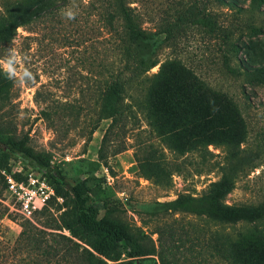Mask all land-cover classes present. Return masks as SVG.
<instances>
[{"label":"rangeland","instance_id":"obj_1","mask_svg":"<svg viewBox=\"0 0 264 264\" xmlns=\"http://www.w3.org/2000/svg\"><path fill=\"white\" fill-rule=\"evenodd\" d=\"M130 2L143 27L156 34L159 45L161 62L148 76L158 74L164 63L180 61L213 88L233 97L240 111L225 109L227 124L221 126L211 139L187 137L181 144L177 134L167 137L150 125L143 109L144 87H140L135 89L139 96L135 114L139 135L137 129L129 131L127 149L110 157V169L97 164L111 118L106 115L92 141L86 144L84 136L89 130L91 115L77 126L71 125L73 117H68L65 119L68 124L55 128L42 113L50 102L75 103L84 94H87V109L99 107L95 105L93 93L100 76L96 75L94 65L97 60L104 59L106 51L116 42L111 39L104 19L90 6V1L78 0L75 20L63 19L60 12L27 29H19L13 46L26 58L24 66L33 71L36 79L24 86L12 81L11 92L0 95V137L4 140L28 137V146L35 154L49 159L52 168L67 177L69 186L85 181L91 188L98 218L106 214L105 202L108 201L117 207L113 213L117 221L134 232L151 236L154 241L158 239L155 230L166 220L177 219L199 229H215L214 224L186 214L159 219L157 214L161 208L158 204L175 200L181 194L196 197L205 194L210 185L222 177L223 167L236 162L246 146L249 152H256L252 164H257L258 168L239 176L236 188L227 197V204L264 201V77L258 73L264 68V3L254 6L251 0ZM187 13H194V18L187 23L179 21V17ZM208 17L212 19V25ZM255 28L262 32H256ZM169 30L172 35L167 38ZM38 92L42 100L47 98L48 101L37 103ZM245 124H248L247 128ZM246 135L249 144L239 145ZM137 141L158 150L162 166L171 175L165 183L157 184L142 176L136 157ZM168 142L183 147L169 149ZM193 145L195 150L186 151ZM3 152L11 153L17 160L22 159L8 146L0 144V161ZM24 164L26 168L34 166L30 162L24 161ZM37 170L45 176L50 171ZM81 204L84 209L87 202L82 200ZM22 222V217L11 213L0 221V240L4 245L15 244ZM178 257L179 264H224L223 260L210 258L206 249L200 246L191 250L181 248ZM134 264L161 262L158 256H151L136 260Z\"/></svg>","mask_w":264,"mask_h":264},{"label":"trees","instance_id":"obj_2","mask_svg":"<svg viewBox=\"0 0 264 264\" xmlns=\"http://www.w3.org/2000/svg\"><path fill=\"white\" fill-rule=\"evenodd\" d=\"M89 1L94 11L104 19L111 39L116 42L106 51L104 59L97 60L94 65L96 75L100 76L93 93L95 105L99 107L97 110L87 109L89 104L85 99L87 94H84L75 103L50 102L42 113L55 128L65 125L68 117H73L70 124L77 126L78 122L91 115L89 130L84 136L86 144L92 141L106 115L111 118L97 164L110 169V157L127 149L129 131L137 129L139 135L135 115L139 96H136L135 89L140 87H144L143 109L150 125L164 136L177 134L181 144L187 137L211 139L221 126L227 124L225 109L240 111L233 97L213 88L180 61L164 63L158 74L148 76L161 62L159 45L156 34L143 27L135 8L130 6V0ZM72 3L73 0L0 2V58L4 56L5 49L12 46L20 28L27 29L34 23L46 21ZM260 3L264 0H251V5ZM192 18L194 13H187L180 16L179 21L187 23ZM209 23L212 25V19ZM255 31L262 32L257 28ZM171 35L169 30L167 38ZM258 73L264 77V68ZM11 86L12 81L1 70L0 95L10 93ZM41 101L48 99L42 100L38 92L36 102ZM245 125L247 128L248 124ZM247 136L239 145L249 144ZM28 141V137L6 140L0 137V144L8 146L25 162L43 171L50 169L47 179L55 190V197L36 213L33 221L23 220L19 224L22 230L13 246L4 245L0 240V264H134L136 260L151 256H158L161 264H179L178 251L181 248L191 250L195 246L206 249L210 258L223 260L224 264H264V201L227 204V197L236 188L239 176L258 168L257 164H252L256 152H249L248 146L236 162L223 167L222 177L212 183L205 194L197 197L181 194L175 200L158 204L161 208L157 214L159 219L186 214L214 224L215 229H199L177 219L172 222L166 220L155 230L158 239L154 241L151 236L134 232L117 221L113 217L117 207L108 201L105 202L106 214L98 218L96 203L87 183L79 181L69 186L67 177L53 169L49 159L35 154ZM168 144L169 149L183 147ZM137 149V162L144 178L157 184L171 178L153 145L138 142ZM195 149L193 145L186 151ZM12 157L15 156L3 152L0 161V199L6 188L1 171L9 168ZM82 200L87 202L84 209ZM8 213V208L0 201V221Z\"/></svg>","mask_w":264,"mask_h":264},{"label":"built area","instance_id":"obj_3","mask_svg":"<svg viewBox=\"0 0 264 264\" xmlns=\"http://www.w3.org/2000/svg\"><path fill=\"white\" fill-rule=\"evenodd\" d=\"M27 167L22 159H10L9 168L1 171L6 188L0 201L9 213L33 221L36 213L55 197V190L43 172L33 166Z\"/></svg>","mask_w":264,"mask_h":264},{"label":"clouds","instance_id":"obj_4","mask_svg":"<svg viewBox=\"0 0 264 264\" xmlns=\"http://www.w3.org/2000/svg\"><path fill=\"white\" fill-rule=\"evenodd\" d=\"M87 2V0H85ZM78 5L73 0V3L63 9L60 13L61 17L66 20H75L78 15ZM14 43V41H13ZM25 57H23L17 48L12 44L11 47L5 49V54L0 58V70L3 71L7 79L14 83L24 86L34 83L36 76L28 67H25Z\"/></svg>","mask_w":264,"mask_h":264}]
</instances>
